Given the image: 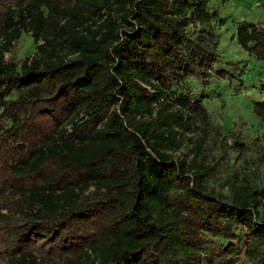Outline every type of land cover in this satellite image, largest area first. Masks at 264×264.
Here are the masks:
<instances>
[{
	"label": "trees",
	"instance_id": "16d2710c",
	"mask_svg": "<svg viewBox=\"0 0 264 264\" xmlns=\"http://www.w3.org/2000/svg\"><path fill=\"white\" fill-rule=\"evenodd\" d=\"M207 2L0 0L3 264H264V186L210 185L212 120L186 83L219 61ZM235 37L264 64V22Z\"/></svg>",
	"mask_w": 264,
	"mask_h": 264
},
{
	"label": "rangeland",
	"instance_id": "374dc122",
	"mask_svg": "<svg viewBox=\"0 0 264 264\" xmlns=\"http://www.w3.org/2000/svg\"><path fill=\"white\" fill-rule=\"evenodd\" d=\"M207 8L213 12L210 25L219 61L207 81L189 77L186 83L193 95L202 96L212 120L206 159L217 163L218 172L210 185L221 192H226L232 180L264 186V120L253 112V102L264 99V64L243 50L235 37L242 20L257 25L264 22V0H208ZM35 46L31 34L22 33L8 57L13 55L18 61L31 57ZM220 68L225 70L222 75L216 72ZM197 136L195 132L184 134L180 156H192L191 139ZM234 264L251 263L241 254Z\"/></svg>",
	"mask_w": 264,
	"mask_h": 264
}]
</instances>
